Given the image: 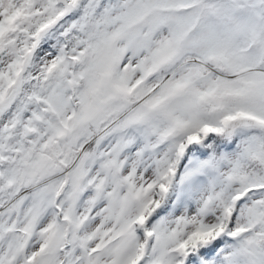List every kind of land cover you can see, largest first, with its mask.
I'll return each mask as SVG.
<instances>
[{"label":"snow or ice","instance_id":"6c2138e0","mask_svg":"<svg viewBox=\"0 0 264 264\" xmlns=\"http://www.w3.org/2000/svg\"><path fill=\"white\" fill-rule=\"evenodd\" d=\"M0 264H264V0H0Z\"/></svg>","mask_w":264,"mask_h":264}]
</instances>
